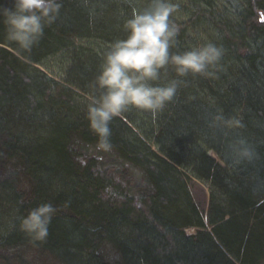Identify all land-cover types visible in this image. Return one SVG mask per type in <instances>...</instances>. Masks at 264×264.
Wrapping results in <instances>:
<instances>
[{"label": "trees", "instance_id": "obj_1", "mask_svg": "<svg viewBox=\"0 0 264 264\" xmlns=\"http://www.w3.org/2000/svg\"><path fill=\"white\" fill-rule=\"evenodd\" d=\"M187 2L186 19L170 16L180 29L170 52L215 43L224 50L215 75L177 77L169 65L159 82L182 81L173 102L156 117L135 108L115 117L110 151L98 149L76 97L99 94L105 53L153 0H60L30 52L0 22V264H264V0ZM201 23L213 34L199 43ZM73 38L104 48L72 51L66 86L29 69L25 61L38 64ZM217 114L242 126L213 125ZM241 141L254 155L236 163ZM189 175L210 188L205 218ZM43 203L56 211L38 242L19 225Z\"/></svg>", "mask_w": 264, "mask_h": 264}, {"label": "clouds", "instance_id": "obj_2", "mask_svg": "<svg viewBox=\"0 0 264 264\" xmlns=\"http://www.w3.org/2000/svg\"><path fill=\"white\" fill-rule=\"evenodd\" d=\"M62 4L60 0H12L11 7L0 8V22L9 41L25 52H30L44 34L46 24L56 21ZM176 5L170 0H153L150 8L126 20L127 36L112 43L103 57L95 78L98 95H91L87 106L90 129L97 135V147L110 151V122L130 108L150 112L156 117L166 105L173 102L182 83L171 79L160 83L162 72L173 66L177 77L189 73L212 77L211 70L219 66L224 50L212 42L182 53H171L179 35V27L170 20ZM222 123L231 128L242 126L235 117L217 114L213 125ZM236 163L251 160L254 152L243 141L234 148ZM56 209L50 203L39 204L20 221V229L33 241L43 242Z\"/></svg>", "mask_w": 264, "mask_h": 264}, {"label": "rangeland", "instance_id": "obj_3", "mask_svg": "<svg viewBox=\"0 0 264 264\" xmlns=\"http://www.w3.org/2000/svg\"><path fill=\"white\" fill-rule=\"evenodd\" d=\"M170 2L176 5V10L171 14V16L177 20L186 19V8L191 9L193 7H191L187 0H170ZM199 6V8L204 7L201 4H199ZM205 24L201 23L200 25H198V27L193 30L194 35L192 33L195 41L199 43L201 41H208L209 37L213 34L208 25ZM100 48H104L103 44L100 41L73 38L71 41V45L68 48L51 51L49 54L45 55V57L40 58L38 64L27 61L25 62L29 64V69H37L39 72L43 73L48 78L54 80L55 82L57 81L63 86H66V71L71 64V52L74 50L86 51L88 49L97 50ZM82 96L83 97L80 98L76 97V99L80 103L88 106L90 96ZM96 166L101 167L102 164ZM11 174L12 173H9L8 175ZM13 176H15V181H19V183H22L25 186L30 184V182L25 183L24 180L20 181V176L17 174H13ZM185 182L187 183L190 195L195 205L197 206L196 208L198 212L205 218L207 215L208 200L210 195V188L208 184L200 182L190 175L188 179L186 178ZM116 184V187H118V189L121 191L129 188V184H127L125 180L119 181ZM185 232L187 234H193L194 232H196V230L195 228H187L185 229Z\"/></svg>", "mask_w": 264, "mask_h": 264}]
</instances>
